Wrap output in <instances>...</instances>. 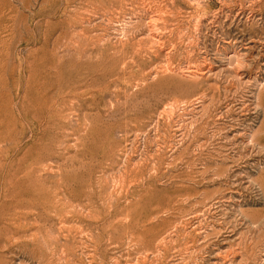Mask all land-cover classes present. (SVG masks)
Segmentation results:
<instances>
[{"label":"rangeland","instance_id":"374dc122","mask_svg":"<svg viewBox=\"0 0 264 264\" xmlns=\"http://www.w3.org/2000/svg\"><path fill=\"white\" fill-rule=\"evenodd\" d=\"M0 264H264V0H0Z\"/></svg>","mask_w":264,"mask_h":264}]
</instances>
